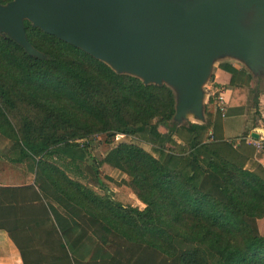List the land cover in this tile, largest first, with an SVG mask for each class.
<instances>
[{
    "label": "trees",
    "instance_id": "trees-1",
    "mask_svg": "<svg viewBox=\"0 0 264 264\" xmlns=\"http://www.w3.org/2000/svg\"><path fill=\"white\" fill-rule=\"evenodd\" d=\"M22 26L34 54L0 34V155L35 166L42 195L124 264H264L256 224L264 217V171L230 161L208 142L211 98L205 121L179 125L169 86L117 73L27 20ZM100 133L142 139L150 150L118 138L111 159L89 158L92 142L76 140ZM84 160L103 174L98 189L66 173ZM112 171L123 177L114 181ZM129 194L143 207L132 206Z\"/></svg>",
    "mask_w": 264,
    "mask_h": 264
},
{
    "label": "water",
    "instance_id": "water-1",
    "mask_svg": "<svg viewBox=\"0 0 264 264\" xmlns=\"http://www.w3.org/2000/svg\"><path fill=\"white\" fill-rule=\"evenodd\" d=\"M117 73L175 91L174 118L202 121L201 85L215 57L264 71V0H9L0 34L27 43L22 21ZM250 136L256 137V133Z\"/></svg>",
    "mask_w": 264,
    "mask_h": 264
},
{
    "label": "crops",
    "instance_id": "crops-1",
    "mask_svg": "<svg viewBox=\"0 0 264 264\" xmlns=\"http://www.w3.org/2000/svg\"><path fill=\"white\" fill-rule=\"evenodd\" d=\"M229 67L237 74H231ZM263 81L264 71H252L237 58L219 55L212 59L201 85L202 107L208 103L209 87L223 88L228 102L227 114L216 118L214 138L208 142L215 143L225 158L254 171H264V156L255 152L247 138L261 130L259 120L253 126L252 114L264 119ZM253 98L255 105L251 103ZM78 168L65 170L79 177ZM38 175L35 166L15 164L0 155V264H124L88 229L42 195L34 184ZM256 224L263 232L264 217Z\"/></svg>",
    "mask_w": 264,
    "mask_h": 264
},
{
    "label": "rangeland",
    "instance_id": "rangeland-1",
    "mask_svg": "<svg viewBox=\"0 0 264 264\" xmlns=\"http://www.w3.org/2000/svg\"><path fill=\"white\" fill-rule=\"evenodd\" d=\"M262 84L264 85V81L262 82ZM171 89H172L173 92L175 91L173 88H171ZM202 110H203V108L201 107V111ZM209 110H210V108H209ZM207 112L209 113V111H207ZM217 114H218V112L215 111V116H216L215 119L217 118ZM202 115H203V118L201 119L202 120L201 122L205 121V118H206L205 117L206 115H204L203 111H202ZM218 116L220 117L219 114H218ZM252 116H253L252 121L255 122L256 124H259V122H258V114H256L254 112L252 114ZM220 118H222V117H220ZM217 119H219V118H217ZM174 120H176V122L179 125H185V122H189V123L199 122V120L194 119L190 114H187L184 117L178 116L177 118H174ZM249 122H250V120H249ZM172 138H173V140L178 145L181 144L180 139H178L176 136H173ZM119 139L120 140L127 141V142H130V143H134V144H137V145H141L145 149L150 150V146L147 144L146 141H144L142 139H139V138H136V137H122V138H119ZM85 140H88L90 143L92 142L91 145H89L87 147V149H86V152H87L89 158H95L96 160H99L101 158L102 159L103 158H105V159H111V156H112L111 147L116 142V140L114 139V137L108 140V137H106L103 133H100V134L93 135L90 138L79 139V140H76V141L83 142ZM7 155H8V153H7ZM10 155H11V153H10ZM77 167H79V169L81 171L79 177L74 176L71 173H68V175L70 177L74 178V179L79 180L80 182H82V183H84L86 185H90L94 189H98V185H97V183L95 181V178L101 179L103 177V174L100 173L98 170H95V168H90L88 166V161H86V160L81 161V162H78L77 163ZM110 176H111V178L114 181H119L123 177V175L120 172H118V171H112L110 173ZM108 189L110 191H112V194L115 193V191H116L112 187V184L111 183H109ZM128 197H129V201H130L129 203L132 206H137L138 208H141L142 207L141 203H139L133 197L132 194H129ZM257 229L259 231V228H257Z\"/></svg>",
    "mask_w": 264,
    "mask_h": 264
},
{
    "label": "built area",
    "instance_id": "built-area-1",
    "mask_svg": "<svg viewBox=\"0 0 264 264\" xmlns=\"http://www.w3.org/2000/svg\"><path fill=\"white\" fill-rule=\"evenodd\" d=\"M210 93L209 98L213 105L215 106V110L218 112L220 117H223L227 108V99L225 97V90L220 87H209ZM122 134H116L114 139L122 138ZM248 142L254 148L256 153H261V156H264V129H261L259 133H257L256 137L248 136ZM262 168L264 170V158L262 161Z\"/></svg>",
    "mask_w": 264,
    "mask_h": 264
}]
</instances>
